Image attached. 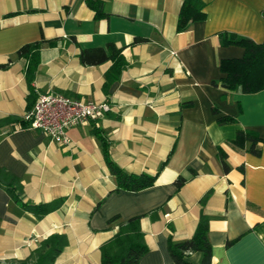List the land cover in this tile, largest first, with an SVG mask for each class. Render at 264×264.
<instances>
[{
    "label": "crops",
    "instance_id": "1",
    "mask_svg": "<svg viewBox=\"0 0 264 264\" xmlns=\"http://www.w3.org/2000/svg\"><path fill=\"white\" fill-rule=\"evenodd\" d=\"M87 1L0 0V63L12 58L0 68V118L22 119L37 95L50 91L109 106L68 128L66 145L19 122L0 131V167L7 173L0 178L15 177L25 201L63 199L36 217L0 185V264H24L53 233L65 234L67 243L51 264H100V245L118 229L108 224L115 214L123 220L142 214L147 250L139 264H175L168 241L190 237L201 209L209 219L210 264H264V89L211 84L222 75L221 58L243 54L239 45H222L221 32L264 39V0H201L205 18L180 31L183 0H99V17ZM39 39L56 43L41 47L29 95L27 61L13 56ZM108 43L121 48L126 65L106 93L111 60L85 65L79 52ZM220 115L233 120L221 122ZM94 127L116 164L154 175L153 184L115 189ZM239 128L260 137L258 155L231 143ZM178 176L185 178L180 187ZM201 256L186 258L200 264Z\"/></svg>",
    "mask_w": 264,
    "mask_h": 264
},
{
    "label": "trees",
    "instance_id": "2",
    "mask_svg": "<svg viewBox=\"0 0 264 264\" xmlns=\"http://www.w3.org/2000/svg\"><path fill=\"white\" fill-rule=\"evenodd\" d=\"M87 3L96 12L95 16L99 17L101 11V1L88 0ZM264 16V9L261 10ZM205 18L203 2L201 0H183L178 12L176 29L177 31L185 29L189 23L202 20ZM220 43L222 45L235 44L243 47V54L240 57L221 58L218 66L222 75L219 79H212V85H220L227 90H240L241 92H255L264 89V39L255 41L249 37L237 35L233 32H221ZM55 39H39L33 42L22 44L15 52V58H24L27 63L25 66V78L29 88V95L33 93L32 81L35 77V71L39 63V51L44 44L54 45ZM121 48L112 43L100 47H82L79 52V59L82 64H97L106 60H111V65L104 73L102 88L107 93L111 82L116 80L126 65V60L121 52ZM12 58L7 62L0 63V68L8 66ZM213 112L218 113L213 107ZM221 122L232 121L233 118L227 115L219 116ZM19 122L22 127L28 123V119L23 117L17 119L9 115L0 118V131H11L13 124ZM93 133L101 143L103 156L107 168L116 178L115 189L139 190L153 184L155 176L140 172H127L116 164L109 155L108 141L99 127L93 128ZM260 137L253 130L239 128L231 143L237 147H245L251 153L258 155L260 153ZM221 163L224 170L229 169L225 160V155H221ZM7 174L0 167V177ZM10 177V176H9ZM13 183H5L0 178V185L4 186L11 194L15 202H18L25 210L32 212L36 217H41L47 212L60 207L63 199L57 198L51 201L30 202L25 201L20 195L21 185L15 179L10 177ZM185 178L178 176L174 183L180 187ZM209 191L201 198L200 202L204 203ZM142 214L131 216L125 220L121 219L118 214L108 219V224L116 222L118 229L108 240L100 245L101 260L100 264H139L140 257L147 250L144 242L143 231L140 226ZM208 215L201 209L198 221L193 234L182 240L168 241V250L175 264H193L186 257L190 252L199 251L202 253L200 264L211 263V245L208 239ZM233 242V239L226 241V245ZM67 243V236L61 233H53L43 239L40 245L35 248L24 264H51L62 247Z\"/></svg>",
    "mask_w": 264,
    "mask_h": 264
},
{
    "label": "built area",
    "instance_id": "3",
    "mask_svg": "<svg viewBox=\"0 0 264 264\" xmlns=\"http://www.w3.org/2000/svg\"><path fill=\"white\" fill-rule=\"evenodd\" d=\"M109 108L106 102L71 97L60 92L39 93L27 111L25 127L38 129L61 145L70 143L68 128L97 118Z\"/></svg>",
    "mask_w": 264,
    "mask_h": 264
}]
</instances>
